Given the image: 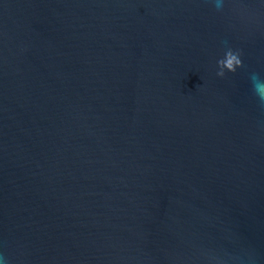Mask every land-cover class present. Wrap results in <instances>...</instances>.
I'll list each match as a JSON object with an SVG mask.
<instances>
[{
    "label": "water",
    "instance_id": "obj_1",
    "mask_svg": "<svg viewBox=\"0 0 264 264\" xmlns=\"http://www.w3.org/2000/svg\"><path fill=\"white\" fill-rule=\"evenodd\" d=\"M253 72L264 0H0V254L264 264Z\"/></svg>",
    "mask_w": 264,
    "mask_h": 264
},
{
    "label": "clouds",
    "instance_id": "obj_2",
    "mask_svg": "<svg viewBox=\"0 0 264 264\" xmlns=\"http://www.w3.org/2000/svg\"><path fill=\"white\" fill-rule=\"evenodd\" d=\"M212 3L219 11L224 7L225 0H212ZM226 51L228 53L227 57H222L217 61L218 71L216 74L218 76H223L225 70L235 71L238 66L242 65L241 53L238 50L228 48ZM249 80L253 94L256 96L259 104L264 106V78L253 72L249 75ZM0 264H8L7 259L2 254H0Z\"/></svg>",
    "mask_w": 264,
    "mask_h": 264
}]
</instances>
